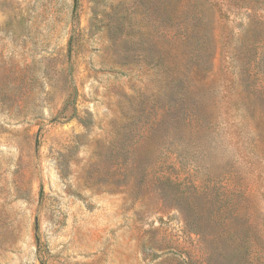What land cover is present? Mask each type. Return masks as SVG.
I'll return each instance as SVG.
<instances>
[{
  "label": "rangeland",
  "instance_id": "1",
  "mask_svg": "<svg viewBox=\"0 0 264 264\" xmlns=\"http://www.w3.org/2000/svg\"><path fill=\"white\" fill-rule=\"evenodd\" d=\"M0 264H264V0H0Z\"/></svg>",
  "mask_w": 264,
  "mask_h": 264
}]
</instances>
